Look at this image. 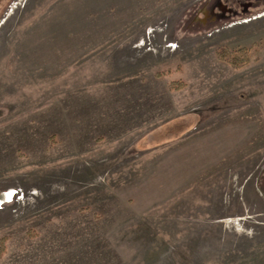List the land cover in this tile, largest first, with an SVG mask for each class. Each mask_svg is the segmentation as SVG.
Instances as JSON below:
<instances>
[{"label":"rangeland","instance_id":"1","mask_svg":"<svg viewBox=\"0 0 264 264\" xmlns=\"http://www.w3.org/2000/svg\"><path fill=\"white\" fill-rule=\"evenodd\" d=\"M230 4L0 0V264H264V14Z\"/></svg>","mask_w":264,"mask_h":264},{"label":"flooded vegetation","instance_id":"2","mask_svg":"<svg viewBox=\"0 0 264 264\" xmlns=\"http://www.w3.org/2000/svg\"><path fill=\"white\" fill-rule=\"evenodd\" d=\"M231 3H239L242 5V1L241 0H215V6L220 10L219 12L217 11L216 13L213 12V7H211L210 9V14L212 15L211 17L214 18H224L225 16H233L236 15L238 12L236 11V9L230 4ZM243 2H245V4L243 3V9L248 10L251 9V11L255 10L254 12H256L257 10L260 11V8H263L262 11H260L261 13L259 14H264V0H244ZM258 13V12H257ZM256 16L254 15L253 18H255Z\"/></svg>","mask_w":264,"mask_h":264},{"label":"trees","instance_id":"3","mask_svg":"<svg viewBox=\"0 0 264 264\" xmlns=\"http://www.w3.org/2000/svg\"><path fill=\"white\" fill-rule=\"evenodd\" d=\"M238 51L240 54L239 53L237 54ZM245 52H246L245 48L244 49L240 48L235 51L225 46H218L215 49V55L217 59L227 62L233 68H238L247 62V59L245 57L246 56ZM180 84H182L180 83V81H172L170 83V88L177 89L179 88V86H181ZM5 240H6L5 237L0 238V250H2V245Z\"/></svg>","mask_w":264,"mask_h":264}]
</instances>
